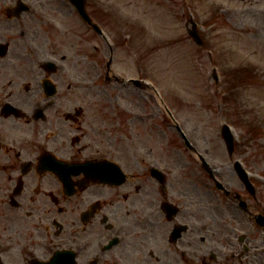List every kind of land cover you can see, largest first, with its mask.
Listing matches in <instances>:
<instances>
[{
    "label": "flooded vegetation",
    "instance_id": "af4514ba",
    "mask_svg": "<svg viewBox=\"0 0 264 264\" xmlns=\"http://www.w3.org/2000/svg\"><path fill=\"white\" fill-rule=\"evenodd\" d=\"M24 1L18 17L0 5V264H264L256 184L219 188L225 171L197 163L160 102L98 121L97 90L55 54L52 8Z\"/></svg>",
    "mask_w": 264,
    "mask_h": 264
},
{
    "label": "rangeland",
    "instance_id": "374dc122",
    "mask_svg": "<svg viewBox=\"0 0 264 264\" xmlns=\"http://www.w3.org/2000/svg\"><path fill=\"white\" fill-rule=\"evenodd\" d=\"M4 1L0 5H11ZM44 5L69 13L55 19V50L68 56L67 64L78 63L75 68L68 66L71 76L80 74L86 85L97 90L93 100L100 108L98 121L99 117L106 124L114 121L116 116L107 114L112 103L128 108V102L157 101L153 90L107 76L106 63L113 55V72L123 79L144 78L153 84L180 113L183 128L210 148L207 159L215 166L231 161L220 137L222 123H229L240 144L235 158L244 152L240 157L252 175L264 180V0H87V10L101 24L107 40L77 12L70 15L73 8L67 0H44ZM106 5L132 10L115 14L105 10ZM136 7L139 12H133ZM191 18L201 29L202 47L187 32ZM122 129L127 133L125 126ZM118 134L114 129L112 135ZM120 141L125 140L117 137L113 142L117 150L125 144ZM223 170L226 185L243 187L230 166ZM261 179L257 185L264 201Z\"/></svg>",
    "mask_w": 264,
    "mask_h": 264
},
{
    "label": "water",
    "instance_id": "95a60500",
    "mask_svg": "<svg viewBox=\"0 0 264 264\" xmlns=\"http://www.w3.org/2000/svg\"><path fill=\"white\" fill-rule=\"evenodd\" d=\"M71 1L78 8V10H79L80 14L82 15V17L88 23L91 24L92 23L91 18L89 17L87 12L85 11V0H71ZM193 26H194L193 29H188V32L193 37L194 41L198 45H202L203 42H202L200 34H199V32H198V30L196 28V24L194 23ZM96 28L99 31L98 27H96ZM223 135L225 137V140L227 142L229 150L232 152L233 151V136H232L231 131H230V129H229V127L227 125L224 126Z\"/></svg>",
    "mask_w": 264,
    "mask_h": 264
}]
</instances>
